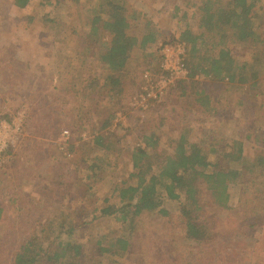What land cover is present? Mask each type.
Wrapping results in <instances>:
<instances>
[{
  "label": "rangeland",
  "instance_id": "1",
  "mask_svg": "<svg viewBox=\"0 0 264 264\" xmlns=\"http://www.w3.org/2000/svg\"><path fill=\"white\" fill-rule=\"evenodd\" d=\"M185 1L188 0H131L132 7L142 10L153 26L161 30L163 36L157 44L161 56L166 45L163 41L171 40L179 31L181 19L179 15L175 17V9ZM45 2L36 0L20 8L15 0H0V120H10L19 113L23 117L21 138L0 159V207L4 209L0 223V264H14L25 237L35 240L29 254L37 256V264H69L56 263L49 254L43 256L40 245L54 238L66 220L73 219L76 224L81 213L77 211L78 201L71 200L67 207L71 208L70 215H63L61 203H68L69 199L63 197L62 191L70 188L73 192L80 185L79 178L84 173L79 172L77 165L83 162L82 151L76 153L71 145L80 143L79 136L89 139L90 132L81 131L82 113L74 108V99L64 93L62 79L67 75L65 57L72 52L73 43L66 37L67 27L82 23L86 8L81 11L74 8L72 0H53L52 5ZM140 27L144 31L145 20ZM238 49L244 50L241 54L246 58H251L249 53L255 52L252 43ZM163 60L161 57V62ZM149 78L152 85H156L159 75ZM202 86L214 93L213 104L209 109L193 113L191 123H194L196 138L192 140L207 144L215 141L221 146L230 143V151H236L235 146L242 143L243 155L248 158L263 150L264 81L247 94L248 109L245 104H239L241 98L235 87L210 81ZM135 100L133 97L130 105ZM143 101L131 105L122 115L123 119L117 116L110 127H106L110 111L99 109L98 104L92 105L88 118L83 121H89L88 127L97 131L115 128L119 133L117 140L127 134L125 144L135 145L140 141L145 124L160 122V116L171 106L165 105L163 98H143ZM65 131L70 133L68 138L63 135ZM162 131L168 134L166 128ZM120 149L119 165L105 166L102 173L105 178L93 189L98 200H94V196L92 206H100L105 199V212L76 230V238L85 241V247L94 248L86 249L82 255L84 262L96 256L97 239L110 234L128 238L133 255L117 258V261L103 259L99 264H264V214L257 220V228L251 229L249 221L255 210L244 209L241 185L231 186L229 209L207 205L202 212L196 211V205L185 191L180 194L178 190L179 199L164 198L166 214L160 209L146 210L137 218L130 215L128 221L117 222L106 209L118 202V196L110 197L106 192L110 177L122 182L131 170L128 149L125 146ZM100 157L109 156L102 152ZM200 184L203 188L202 179ZM79 188L82 189V185ZM185 212L192 218L201 214L200 219L207 220L211 229L207 242L199 245L193 240L184 224ZM22 230L24 236L20 235Z\"/></svg>",
  "mask_w": 264,
  "mask_h": 264
},
{
  "label": "trees",
  "instance_id": "2",
  "mask_svg": "<svg viewBox=\"0 0 264 264\" xmlns=\"http://www.w3.org/2000/svg\"><path fill=\"white\" fill-rule=\"evenodd\" d=\"M45 1V5L53 4V0ZM35 2L15 0L20 8ZM72 2L80 11L86 8V17L82 23L67 27L66 37L73 43L72 52L65 57L67 75L62 79V88L74 99V108L80 109L81 131H89L90 138L79 136L80 143L71 145L76 153L82 151L83 162L77 165L79 172L84 173L79 178L82 189L79 185L73 192L70 188L62 191L63 197L69 199L68 203H61L63 215H70L71 208L67 207L71 200H76L77 211L81 212L79 220L76 224L73 219L66 220L54 238L47 244L41 243L43 256L49 254L56 263L99 264L103 259L117 261L133 255L128 238L104 234L97 239L96 256L84 262L82 255L86 249L94 248L85 247V241L76 238L80 226L94 222L105 212V199L100 206H92L93 197L98 200L93 189L105 178L102 175L105 166L119 165L118 152L123 146L130 153L131 170L122 182L110 177L106 192L110 197L118 196V202L106 209L117 222L128 221L130 215L137 218L146 210L160 209L166 214L164 198L179 199L182 191L194 202L196 211L202 212L207 205L229 209L231 186L241 185L244 209L255 210L249 221V227L255 230L257 220L264 214V149L248 158L243 155L242 143L239 145L237 141L236 151L229 150L230 143L221 146L215 141L209 144L194 141L191 117L201 109L212 107L214 93L202 86L205 81L235 87L241 98L239 104L249 108L247 94L264 81V0H188L176 6L175 17L179 15L181 19L179 31L163 43H184V65L189 73L169 85L163 99L165 105L171 106L160 116V122L145 124L135 145L125 144L127 134L117 140L119 133L115 128L97 131L88 127L89 121L83 120L88 118L94 104L110 111L106 127L117 116L127 113L130 101L144 92L149 77L163 73V54L160 46L157 47L163 34L142 10L132 7L131 0ZM142 20L146 22L144 31L140 27ZM247 43L255 48L252 55L249 53L251 58L238 49ZM221 104L224 105L222 101ZM71 127L75 133L74 126ZM165 128L168 134L162 131ZM102 152L109 157L102 159ZM69 192L71 196L67 195ZM3 213L0 207V223ZM201 216L192 218L188 212L184 214L186 229L199 245L211 238L207 220L200 219ZM24 230L20 231L21 236ZM34 244V239L25 237L14 264H37V256L29 254Z\"/></svg>",
  "mask_w": 264,
  "mask_h": 264
},
{
  "label": "built area",
  "instance_id": "3",
  "mask_svg": "<svg viewBox=\"0 0 264 264\" xmlns=\"http://www.w3.org/2000/svg\"><path fill=\"white\" fill-rule=\"evenodd\" d=\"M164 48V60L161 63L163 73L159 75L158 80L156 79V85H152V81L149 78L148 80L150 81H148L147 85L143 88L144 92L135 97L136 100L131 102V105H135V102H142L143 98L162 99L170 84L177 79L188 76L189 71L184 65V54L186 53L184 43L177 42L166 44ZM143 104L144 101L142 102V105ZM147 107L148 106H146V108ZM117 118L119 120L123 119L122 115H119ZM22 121L23 117L21 113H19L18 116H13L10 120H0V159L6 155L10 148H14L17 145V142L22 136ZM69 134L68 131L63 133L67 138L69 137Z\"/></svg>",
  "mask_w": 264,
  "mask_h": 264
}]
</instances>
